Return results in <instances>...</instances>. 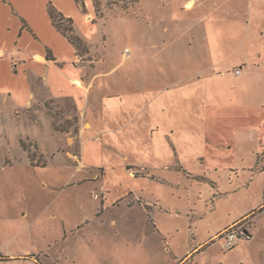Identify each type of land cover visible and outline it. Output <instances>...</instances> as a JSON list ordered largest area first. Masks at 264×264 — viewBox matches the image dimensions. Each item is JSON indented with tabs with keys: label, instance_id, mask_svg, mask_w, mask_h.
Masks as SVG:
<instances>
[{
	"label": "rangeland",
	"instance_id": "374dc122",
	"mask_svg": "<svg viewBox=\"0 0 264 264\" xmlns=\"http://www.w3.org/2000/svg\"><path fill=\"white\" fill-rule=\"evenodd\" d=\"M91 1L94 28L74 62L82 99L41 85L26 108L0 96V264L9 253L37 264H264V174L243 171L256 139L237 136L225 155L216 133L228 134L216 121L202 132L201 98L186 90L200 77L185 58L206 45L204 10L251 0ZM225 19L250 28L251 17ZM237 220L250 239L232 250L211 240Z\"/></svg>",
	"mask_w": 264,
	"mask_h": 264
},
{
	"label": "crops",
	"instance_id": "0c3cea01",
	"mask_svg": "<svg viewBox=\"0 0 264 264\" xmlns=\"http://www.w3.org/2000/svg\"><path fill=\"white\" fill-rule=\"evenodd\" d=\"M91 2L0 0L1 97L11 100L16 108H26L36 100V88L41 85L51 98L82 99L89 89L82 77L83 66L74 64L79 58L77 50L55 28L47 5L52 3L58 12L71 19L73 34L88 42L94 28V17L89 10ZM216 4L215 14H209V8L204 10L207 12L203 19L206 22V45L193 51L195 56L185 53V60L191 62L193 69H200L195 74L200 77L186 90L190 94H199L193 100L201 98L202 110L196 118L204 119L200 122L204 127L202 132L205 131L208 136L214 131L216 133L213 121H216L217 127L221 126V131L225 129L226 137L216 133V146L225 155L234 153L237 136L247 134L256 139L258 150L254 165L243 171L250 175L264 174V0H251L249 9L234 5L231 13H225L224 4L219 1ZM225 17H251L250 23L245 22L250 28L235 31L244 21L229 23ZM226 27L228 30L224 29ZM252 29V37L247 40V33H251ZM32 55H36L39 62L32 61ZM174 68L177 69L176 64ZM236 69L240 70L239 75L235 73ZM76 80H80L84 87H76ZM200 162L207 166L205 160ZM259 162H262L260 169L257 168ZM212 167L206 169L212 170ZM219 169L214 167L215 171ZM227 169L229 174L235 172L236 177L239 175L240 169L234 164H228ZM183 171L186 169L183 168ZM260 210H264V206ZM82 216L78 224L86 219ZM239 220L224 229L236 226ZM218 234L211 240L216 239ZM27 254L30 252L27 251ZM27 256L9 253L6 257L11 264H37L27 260Z\"/></svg>",
	"mask_w": 264,
	"mask_h": 264
},
{
	"label": "trees",
	"instance_id": "16d2710c",
	"mask_svg": "<svg viewBox=\"0 0 264 264\" xmlns=\"http://www.w3.org/2000/svg\"><path fill=\"white\" fill-rule=\"evenodd\" d=\"M77 1L80 2V0ZM47 11L55 28L69 40L77 51H79L84 42L81 38L73 34V21L67 19L63 14L58 12L52 3H48Z\"/></svg>",
	"mask_w": 264,
	"mask_h": 264
},
{
	"label": "built area",
	"instance_id": "2783aa9c",
	"mask_svg": "<svg viewBox=\"0 0 264 264\" xmlns=\"http://www.w3.org/2000/svg\"><path fill=\"white\" fill-rule=\"evenodd\" d=\"M237 74H240V71L237 72ZM219 239H221V247L224 250H232L236 242L243 238V239H250L251 235L250 232L246 229H235V227L229 228L225 231H223L219 236Z\"/></svg>",
	"mask_w": 264,
	"mask_h": 264
}]
</instances>
